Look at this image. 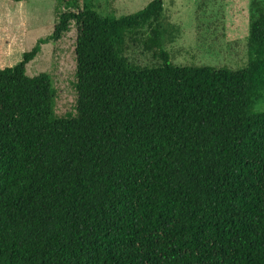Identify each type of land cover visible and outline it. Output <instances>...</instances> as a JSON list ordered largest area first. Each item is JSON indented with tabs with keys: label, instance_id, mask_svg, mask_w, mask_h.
<instances>
[{
	"label": "trees",
	"instance_id": "1",
	"mask_svg": "<svg viewBox=\"0 0 264 264\" xmlns=\"http://www.w3.org/2000/svg\"><path fill=\"white\" fill-rule=\"evenodd\" d=\"M161 11L57 0L52 32L0 68V264H264V9L235 69L174 64ZM72 23L75 114L58 116L25 65ZM145 31L157 65L127 56Z\"/></svg>",
	"mask_w": 264,
	"mask_h": 264
},
{
	"label": "rangeland",
	"instance_id": "2",
	"mask_svg": "<svg viewBox=\"0 0 264 264\" xmlns=\"http://www.w3.org/2000/svg\"><path fill=\"white\" fill-rule=\"evenodd\" d=\"M79 8L104 14L133 13L150 0H78ZM57 0H0V68L17 63L39 37L52 32ZM264 9V0H162L158 20L161 48L176 65L239 68L247 62L249 21ZM147 32L127 38V56L140 65H157L160 58L146 50ZM76 27L55 42L41 45L25 65L33 76L47 72L55 89L54 112L75 114L76 92L74 45ZM255 108L264 110V93Z\"/></svg>",
	"mask_w": 264,
	"mask_h": 264
}]
</instances>
